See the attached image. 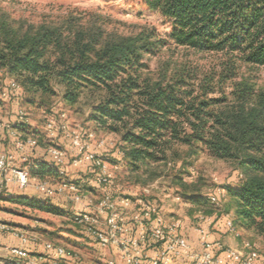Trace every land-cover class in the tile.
Instances as JSON below:
<instances>
[{
    "label": "trees",
    "instance_id": "1",
    "mask_svg": "<svg viewBox=\"0 0 264 264\" xmlns=\"http://www.w3.org/2000/svg\"><path fill=\"white\" fill-rule=\"evenodd\" d=\"M145 3L169 22L171 32L166 39L155 30L104 38L95 28L85 30L72 24L14 27L0 10V93L12 79L21 90L13 97L39 108L58 96L57 88L63 89L68 105L77 103L84 90L99 93V104L89 121L97 131L119 137L117 162L128 167L139 182L156 179L154 166L185 169L200 153L233 163L243 177L238 187L225 189L235 211L234 224L264 240V87L239 83L229 96L218 98L211 96L216 91L211 81L196 88L184 76L172 82H153L143 76L144 57L155 56L166 41L198 53L225 56L229 71L222 80L236 78L240 66L264 67V0ZM15 130L23 140L39 136L27 122L17 121ZM37 142L31 148L47 147ZM26 165L32 179H62L50 158L33 159ZM143 176L146 179L141 180ZM80 181L72 182L85 189L88 181L93 182L88 175ZM172 183L181 188L195 214L210 215L205 209L208 200L195 192L193 184L180 175ZM7 197L52 214L61 211L51 198Z\"/></svg>",
    "mask_w": 264,
    "mask_h": 264
},
{
    "label": "rangeland",
    "instance_id": "2",
    "mask_svg": "<svg viewBox=\"0 0 264 264\" xmlns=\"http://www.w3.org/2000/svg\"><path fill=\"white\" fill-rule=\"evenodd\" d=\"M0 10L8 16L14 27L39 26L40 24L62 27L65 24H72L74 27L85 30L95 28L103 32L104 38L136 36L155 30L166 39L171 32L169 22L159 13L151 10L145 0H0ZM166 44L155 56L144 57L143 62L147 67L143 76L153 82L162 79L172 82L174 78L184 76L190 84H195L198 88L211 81L216 90L211 96L218 98L224 95L229 96L235 85L239 83H254L259 88L264 87V67L240 66L236 78L222 80L221 77L228 75L229 71L225 67L227 59L222 54L198 53L186 47L176 46L169 41H166ZM7 82L2 90L6 89L11 82L16 83L12 79ZM57 91L58 96L41 108L28 106L23 100L20 102L12 95L6 99L0 97V121L4 123L6 126L4 129L10 136L8 137L5 132L6 139L0 141L5 149L11 150L16 147L12 131L19 133L15 130V126L19 121L20 112H24V119L30 131L37 132L39 135L35 138L29 135L30 138L38 139L36 141H41L49 149L62 150L66 153L67 163L72 164L75 152L70 145H67L68 141L63 139L67 142L65 143L61 140L62 133L59 129L58 136L55 137L51 136L48 129V122L52 117L58 119L64 114L65 119L58 120L59 123L66 125L71 133H80L84 142L88 144V151L99 155L109 167V173L112 176L110 192L116 195L141 197L154 202L161 207L168 219L181 220L184 224L188 222L190 226L195 225L194 216L191 217L195 214L194 206L192 207L191 203L182 197L181 188L173 185L175 175H180L185 182L193 184L195 192L204 196L206 201L208 196L217 192L218 189L227 190L228 187H238L239 181L243 178L233 163L216 160L206 153H200L189 160L185 169L180 165L176 168H172L170 164L157 165L153 167V170L158 173L156 179L146 183L139 182L128 167L117 162L116 151L119 137L97 131L96 125L89 121L93 109L99 104V93L89 89L84 90L77 103L68 105L63 101V89L57 88ZM91 135L92 138H90ZM102 141L105 142V147L99 148ZM180 150L186 152L187 149L181 147ZM85 166L86 170L91 169L92 172L93 167L90 164ZM92 173L88 174V178L94 180L95 174ZM79 176H82L80 171L76 173L70 171L65 179L70 180ZM144 179L146 176L141 178V180ZM2 185L5 186L4 183ZM8 190L9 188L4 187L1 193L4 197H0V224H8L17 229L37 233L43 240L75 252L83 262L94 264L117 257L112 250L102 252L74 224L72 220L74 206L70 203L60 206L61 211L56 215L22 203L10 202L11 197H7L10 195ZM85 191L91 193L97 201L101 198V193L93 191V188H87ZM231 204L226 191L220 206L212 205L207 201L205 209L210 210V215L217 217L226 213L232 214L235 220L236 215ZM238 231L242 237L235 240L237 244L240 242L241 245L242 240H247L264 253L263 239L252 231L242 229ZM218 237L226 244L228 240H233L222 231ZM229 246L232 247L230 244Z\"/></svg>",
    "mask_w": 264,
    "mask_h": 264
},
{
    "label": "built area",
    "instance_id": "3",
    "mask_svg": "<svg viewBox=\"0 0 264 264\" xmlns=\"http://www.w3.org/2000/svg\"><path fill=\"white\" fill-rule=\"evenodd\" d=\"M20 86L11 82L0 95L2 99L16 96ZM25 113L20 112L19 122H25ZM60 119L52 117L48 122L51 136H58V129L75 152L72 165L81 167L90 164L95 174L88 188L101 193L97 201L94 197L85 199V187L65 179L67 157L58 148L48 149V156L58 167L62 177L58 184L32 179L27 169H12L7 153H0V176L12 170V181L19 189L34 185L46 198H63L65 203L74 206L72 220L81 231L102 251L112 250L116 258L102 260L94 264H264V253L247 240L239 247H230L220 237L222 231L233 240L242 235L234 224L232 214L206 215L197 212L192 226L197 235V246L190 240L184 222L168 219L161 207L141 197L116 195L110 192L112 176L102 158L89 152L82 135L70 132ZM59 120V121H58ZM8 127V126H7ZM6 126L0 121V131ZM16 146L20 150L37 146L34 139L23 140L19 133L12 131ZM92 138V135L90 136ZM105 142L99 144L104 148ZM120 156L121 153H119ZM118 167V166H117ZM225 190L218 189L208 196L210 204L220 206L224 201ZM178 201L180 198L178 197ZM0 232L10 235L20 243L19 247L8 249L7 257H0V264H93L83 262L79 256L62 246L43 240L37 233L17 229L8 224H0Z\"/></svg>",
    "mask_w": 264,
    "mask_h": 264
},
{
    "label": "crops",
    "instance_id": "4",
    "mask_svg": "<svg viewBox=\"0 0 264 264\" xmlns=\"http://www.w3.org/2000/svg\"><path fill=\"white\" fill-rule=\"evenodd\" d=\"M6 132V130H1L0 131V141H4L6 139L4 133ZM6 134L9 136L8 132H6ZM16 141V139H14ZM63 140V138L61 139ZM64 141V140H63ZM65 142V141H64ZM67 143V142H65ZM0 144V153H7L10 157V161H11V168L12 169H27V165L29 162H31L33 159H39V158H43V159H49L48 156V147H37V148H31V147H26L23 150H20L19 148H17V146L11 150L5 149L4 145ZM67 145H70L69 142L67 143ZM71 148V146H70ZM72 149V148H71ZM66 173L68 175V172H77L80 171L82 173V176L76 177V178H71L70 181H78L81 182L80 180L83 179V177L87 176L88 174L92 173L90 170V172L87 169V167L85 165L81 166V167H74L72 164H68L66 165ZM88 172V173H87ZM66 175V177H67ZM12 170H10V172H8L5 176H0V197H4L1 195L2 193V189L5 188H9L8 192L10 191V195L9 196H24V197H30V198H36L37 200L40 198H43L44 195L39 193L34 185L26 188V189H19L17 184L14 183L12 180ZM43 182H47L50 185H55L58 184L59 182L57 181H43ZM4 183L5 186H3L2 184ZM78 183V182H77ZM91 183V182H89ZM93 191H95V189H93ZM97 193V192H96ZM85 199H88V197H92L91 193L89 192H85ZM53 201L55 203H57L59 206L63 207L68 203H65V201L63 200V198H56L53 199ZM71 205V204H70ZM72 206V205H71ZM185 227L187 230V234L190 238V240L192 241V243L197 246V235L193 232L192 226L188 225V222H185ZM218 237V235H217ZM228 245L230 244L232 247H239L240 242L237 244V241L235 240H228ZM20 243L17 239L11 237L10 235L4 234L0 232V257L4 258L7 257L8 255V249L9 248H13V247H19Z\"/></svg>",
    "mask_w": 264,
    "mask_h": 264
}]
</instances>
